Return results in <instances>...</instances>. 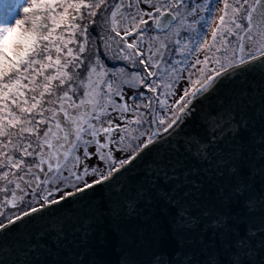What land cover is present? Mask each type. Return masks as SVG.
<instances>
[{
	"label": "water",
	"instance_id": "1",
	"mask_svg": "<svg viewBox=\"0 0 264 264\" xmlns=\"http://www.w3.org/2000/svg\"><path fill=\"white\" fill-rule=\"evenodd\" d=\"M156 135L1 226L0 264H264V53L212 75Z\"/></svg>",
	"mask_w": 264,
	"mask_h": 264
},
{
	"label": "rangeland",
	"instance_id": "2",
	"mask_svg": "<svg viewBox=\"0 0 264 264\" xmlns=\"http://www.w3.org/2000/svg\"><path fill=\"white\" fill-rule=\"evenodd\" d=\"M87 1L69 0L63 4V0H49L51 7L46 12L39 11L36 0H20L10 16V27L18 23L5 48L7 56L0 57V85L6 86L3 78L7 74L14 72L16 78L7 85V93L0 88V227L37 209L35 204L41 198L50 200L81 189L90 179L98 178L96 167L112 174L120 157L118 150L137 151L142 139L147 137L149 143L157 138V133H150V127L156 125V105L134 106L133 91L125 88L155 90L162 97L159 106L163 110L168 108L165 102L173 100L167 115L163 113L157 124L159 132L173 124L190 95L204 87L212 75L243 62V48L249 47L242 45L239 51L245 28L235 10H223L212 18L210 35L196 48L190 36L179 41L180 33L195 29L187 27L189 14L177 4L130 0L131 4L144 1L148 7L153 5L154 19L162 9L172 8L178 21L168 33L154 34L137 9L140 15L130 18L129 23L138 34L124 31L118 37L114 35L112 48L105 40L104 55L109 62L121 61L126 67L113 79L120 97L111 99L112 93L107 90L105 97L101 94L98 99V85L91 88L92 78L87 76L89 80L84 82L77 69L87 67L91 73L99 64L91 63V50L85 49L88 22L97 14L96 8L91 7V13L86 11L84 26L79 27L84 10L90 6ZM73 16L76 24L72 30ZM46 21L52 28L44 34ZM199 31L204 36L209 28L201 27ZM107 50H112V59ZM144 65L151 77L129 69ZM17 87L24 89L22 100Z\"/></svg>",
	"mask_w": 264,
	"mask_h": 264
},
{
	"label": "trees",
	"instance_id": "3",
	"mask_svg": "<svg viewBox=\"0 0 264 264\" xmlns=\"http://www.w3.org/2000/svg\"><path fill=\"white\" fill-rule=\"evenodd\" d=\"M39 2V11L42 9L43 11H49L50 7H51V2L48 5V1L49 0H36ZM69 0H63V4L68 3ZM162 2L163 5L165 6H169L170 4H177L176 1L173 2H168L167 0H160ZM20 0H0V57H3L6 53H5V48L7 46V44H10V37L13 35V33L15 32V28H16V24L18 23V21L12 26L10 27V16H12L13 12L15 11L16 7L18 6ZM75 2V0H74ZM87 2H90V6L89 9H85L83 12V18L80 20V24L79 27L80 29L84 26L83 22H84V18L86 16V11H88L89 13H91L92 10H94L97 12V14H95V16H93V18L89 19V24L87 26V42L88 44H86L85 49L87 52V48L89 47V49L91 50V52L89 54L92 55V60L91 63L94 62H99L98 67L95 68V71H92L91 73L88 71V68L86 67L85 69H83L84 67L81 66H77V69L79 70V72H81L80 77H83V81H87L89 80V78L87 76H90L92 78V82L90 83L91 88L94 86L98 87V91L100 92L98 95V99L100 98V95L103 94L105 97V93L107 90L110 94V98L114 99L116 96L120 97L119 94V88L117 87L116 84H113V79L114 75L116 74V72L121 71V69L123 67H126L124 62L121 61H114V63L109 62L108 58L104 55V47H105V40L107 41V45H109V48L113 46V37L114 35L116 37H118V35L120 36L121 32L126 31V33L129 31L136 30L134 29V27H132L131 29V23L130 22V18H134L137 19L139 14V10L142 13V16L144 17L143 19H146L147 22V27L149 31H152V33L154 32V34L156 33H164V32H169L173 26L176 25L177 21H178V15L176 14V11L171 9H167L164 8V10L162 9V13L159 14V16L154 19L153 17H151V12H152V8H154L153 5H150L148 7V3L144 2V1H138V4H131L130 0H88ZM131 4V5H130ZM92 5V6H91ZM92 7V10H91ZM127 10L126 11V8ZM59 10H62L61 7L58 8ZM139 9V10H137ZM137 10V11H136ZM125 12H127V14H125ZM165 13H171L174 18L175 21L169 26V28L167 30H162L159 29L157 27V22L159 20V18L165 14ZM73 15H76V11H72ZM125 14V17H124ZM219 14V13H217ZM216 14V15H217ZM215 13H210V14H203L202 18H198V22L199 25L195 28H192V24H190L187 27H190L192 30L195 29V31H192V33H190L191 31H184L182 33H180V42H183V38L186 37L189 39V36L192 38V44H196V48L199 47V45L207 38L208 35H210L211 30H212V26L214 25V23H212L213 19L215 16ZM126 16H128V18H126ZM151 17V18H150ZM75 16H73V18L71 19V28L72 30L75 27V22H74ZM189 23L192 22V20H188ZM213 24V25H212ZM201 27H208L209 31L207 33V35L202 36V34L200 35V31L199 29ZM45 31L44 34H46V32H49V29L52 28V25L50 24V22H45ZM211 29V30H210ZM136 34H138V32L133 31ZM130 33V34H131ZM201 36V38H200ZM115 37V38H116ZM151 35L150 33H148L147 38L150 39ZM205 37V38H203ZM89 38L90 41H89ZM190 38V39H191ZM201 39V40H200ZM185 41V40H184ZM232 42H236V38H231ZM241 41V38L240 40ZM238 41V42H239ZM90 42V45H89ZM13 46V45H12ZM20 51V48H19ZM77 53V48L74 49V53ZM88 54V55H89ZM107 56L109 58L112 59V50H107ZM7 56V54L5 55V57ZM86 61V60H85ZM84 66V62L83 65ZM94 66V65H93ZM96 67V64H95ZM130 71L132 73H139L140 75H146V76H150L151 77V72L149 71V69L144 65L143 68L141 69H134L132 67H129ZM14 72H12V74H7V76H5L3 78V81L5 83L6 86H2V83L0 85L1 91H3L4 93H7L8 90H10V88H7V85L10 83H13V80H15V76H14ZM100 83H98V82ZM181 82V78L179 80ZM109 82H111V86L109 85ZM12 85V84H11ZM10 85V86H11ZM107 87V89H106ZM184 87V86H183ZM182 87V88H183ZM18 88V87H17ZM18 88L16 89L18 91V96L19 98L22 100L24 97V89L22 91H20ZM106 89V90H105ZM181 89V88H180ZM125 91H133L134 96H133V104L134 106H138V103L143 104V107L147 108L148 105H156V110H157V115H156V125L155 126H151L150 127V133L155 135L157 133V124H159V120L162 118V114L164 113V115H167V111L169 109V105H171L172 101H168L165 102V106L168 107L166 110H163L160 108V102H162V97L159 95V93H156L155 90H150L147 91L144 87L141 89H137V88H132L131 89H126ZM178 91V89H177ZM181 90H179L178 94H181L180 92ZM2 92V93H3ZM81 94L84 95V92L81 91ZM85 96V95H84ZM82 96V97H84ZM117 97V98H118ZM107 98V97H106ZM105 99V98H104ZM173 99V98H172ZM20 100V101H21ZM101 105L103 102H100ZM106 101H105V105H106ZM164 108V107H162ZM1 112V111H0ZM147 131V128H145ZM150 134V135H151ZM147 141V137L146 140L142 139V141H140L138 147L139 149L136 150H131L127 149V151L125 150H118L119 154V159L117 160V167L114 168V171L118 168H120L123 164H125L126 162H128L144 145H146ZM95 171H97V176L98 178H93L92 180L90 179L89 182L85 185L82 186V188L89 186L91 184H94L106 177H108L109 173L103 171L100 167H96L94 169ZM113 173V172H112ZM94 174V173H93ZM71 193V192H70ZM64 195H58V196H53L52 198H50V200L41 198L39 199V201L35 204L34 208H39L42 207L48 203H51L53 201H56L60 198H62Z\"/></svg>",
	"mask_w": 264,
	"mask_h": 264
},
{
	"label": "flooded vegetation",
	"instance_id": "4",
	"mask_svg": "<svg viewBox=\"0 0 264 264\" xmlns=\"http://www.w3.org/2000/svg\"><path fill=\"white\" fill-rule=\"evenodd\" d=\"M176 1L179 8L189 14L187 20H192L190 24L195 27L199 25L198 18L203 14L221 13L223 10H235L240 19L243 20L244 33L240 36L241 46L248 44L249 47L243 48L241 59L247 55L252 57L264 53V0H167ZM229 8V9H228ZM263 47H259V46Z\"/></svg>",
	"mask_w": 264,
	"mask_h": 264
}]
</instances>
